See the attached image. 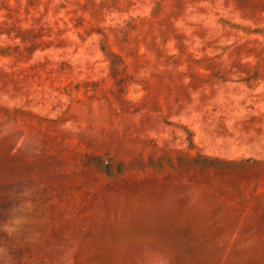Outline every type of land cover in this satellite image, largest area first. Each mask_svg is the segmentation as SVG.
<instances>
[{"label": "rangeland", "instance_id": "1", "mask_svg": "<svg viewBox=\"0 0 264 264\" xmlns=\"http://www.w3.org/2000/svg\"><path fill=\"white\" fill-rule=\"evenodd\" d=\"M0 264H264V0H0Z\"/></svg>", "mask_w": 264, "mask_h": 264}]
</instances>
